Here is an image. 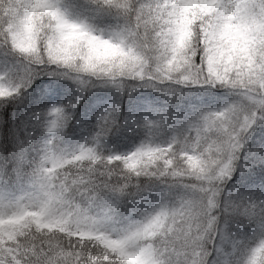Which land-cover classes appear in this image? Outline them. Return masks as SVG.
<instances>
[{"label":"snow or ice","instance_id":"6c2138e0","mask_svg":"<svg viewBox=\"0 0 264 264\" xmlns=\"http://www.w3.org/2000/svg\"><path fill=\"white\" fill-rule=\"evenodd\" d=\"M0 264H264V0H0Z\"/></svg>","mask_w":264,"mask_h":264}]
</instances>
